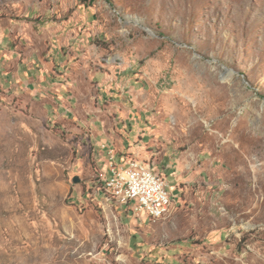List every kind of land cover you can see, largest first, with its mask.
Returning <instances> with one entry per match:
<instances>
[{"label": "rangeland", "instance_id": "rangeland-1", "mask_svg": "<svg viewBox=\"0 0 264 264\" xmlns=\"http://www.w3.org/2000/svg\"><path fill=\"white\" fill-rule=\"evenodd\" d=\"M0 264H264V0H0Z\"/></svg>", "mask_w": 264, "mask_h": 264}, {"label": "built area", "instance_id": "built-area-1", "mask_svg": "<svg viewBox=\"0 0 264 264\" xmlns=\"http://www.w3.org/2000/svg\"><path fill=\"white\" fill-rule=\"evenodd\" d=\"M110 180H113V187H109L110 189L115 191L118 185H125V198L134 196V202L144 200V205L150 208L153 215H158L160 218L163 216L162 207L167 205L165 203L166 185L159 178H154L149 170L144 168V174H137L131 171V166H126L113 173ZM134 211L137 212V210Z\"/></svg>", "mask_w": 264, "mask_h": 264}, {"label": "bare ground", "instance_id": "bare-ground-1", "mask_svg": "<svg viewBox=\"0 0 264 264\" xmlns=\"http://www.w3.org/2000/svg\"><path fill=\"white\" fill-rule=\"evenodd\" d=\"M126 166H131V171L136 172L137 174H144L143 166L141 167L140 165L131 162L128 163ZM116 172H118V169L112 168V174ZM150 174H152L154 178H158L153 173L150 172ZM162 183L164 182L162 181ZM106 187L108 191L111 193L113 199L128 204L132 203L133 209L137 210L136 213H141L146 215L145 217H148L150 221H157L165 217L167 214V209H169L168 207H170L171 195L168 193L167 188L165 189V203L167 205H163L162 207L163 216L160 218L158 215H153L151 213L150 208L144 205V200H136V202H134V196H126L125 198V185H118V188H116V190L114 191L109 188V187H113V180H107Z\"/></svg>", "mask_w": 264, "mask_h": 264}, {"label": "water", "instance_id": "water-1", "mask_svg": "<svg viewBox=\"0 0 264 264\" xmlns=\"http://www.w3.org/2000/svg\"><path fill=\"white\" fill-rule=\"evenodd\" d=\"M78 181H79L78 178H76V177L73 178V182H74V183H78Z\"/></svg>", "mask_w": 264, "mask_h": 264}]
</instances>
